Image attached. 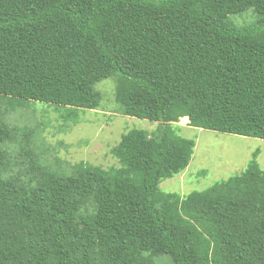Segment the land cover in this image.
Wrapping results in <instances>:
<instances>
[{
	"label": "trees",
	"instance_id": "trees-1",
	"mask_svg": "<svg viewBox=\"0 0 264 264\" xmlns=\"http://www.w3.org/2000/svg\"><path fill=\"white\" fill-rule=\"evenodd\" d=\"M248 8L256 20L238 25ZM116 77L133 128L110 149L118 166L68 167L12 157L18 129L0 121V264H264V170L187 195L183 172L201 129L264 139V0H0V103L43 102L79 120L95 85Z\"/></svg>",
	"mask_w": 264,
	"mask_h": 264
},
{
	"label": "rangeland",
	"instance_id": "rangeland-1",
	"mask_svg": "<svg viewBox=\"0 0 264 264\" xmlns=\"http://www.w3.org/2000/svg\"><path fill=\"white\" fill-rule=\"evenodd\" d=\"M230 19L238 25H248L256 20V12L248 8L232 14ZM101 95L97 109L79 111V120L63 116L64 109L40 101L28 102L11 108L6 100L0 103V121L16 126L17 142L11 147L12 157L21 162L26 153L23 142L31 131L29 148L36 157L68 167L67 163L86 161L104 168L118 166L110 149L117 145L122 135L133 128L154 133L158 122L125 115L115 99L116 77L101 80L95 85ZM183 120L178 133L194 139L196 146L189 166L181 173L164 179L161 187L167 192L187 195L202 191L213 184L238 175L246 170L254 153L264 170V139L185 126ZM157 264H172L167 256L158 257Z\"/></svg>",
	"mask_w": 264,
	"mask_h": 264
},
{
	"label": "bare ground",
	"instance_id": "bare-ground-1",
	"mask_svg": "<svg viewBox=\"0 0 264 264\" xmlns=\"http://www.w3.org/2000/svg\"><path fill=\"white\" fill-rule=\"evenodd\" d=\"M181 120H183L184 123H188L189 122V119L186 117V118H181Z\"/></svg>",
	"mask_w": 264,
	"mask_h": 264
},
{
	"label": "clouds",
	"instance_id": "clouds-1",
	"mask_svg": "<svg viewBox=\"0 0 264 264\" xmlns=\"http://www.w3.org/2000/svg\"><path fill=\"white\" fill-rule=\"evenodd\" d=\"M188 118H189V117H188ZM186 125H187V126H188V125H191V124H190V120H189V122H188ZM186 125H185V126H186ZM200 129H201V128H200Z\"/></svg>",
	"mask_w": 264,
	"mask_h": 264
},
{
	"label": "crops",
	"instance_id": "crops-1",
	"mask_svg": "<svg viewBox=\"0 0 264 264\" xmlns=\"http://www.w3.org/2000/svg\"><path fill=\"white\" fill-rule=\"evenodd\" d=\"M182 118H186V117H182ZM188 118V117H187ZM189 119V118H188ZM187 126V125H186Z\"/></svg>",
	"mask_w": 264,
	"mask_h": 264
}]
</instances>
